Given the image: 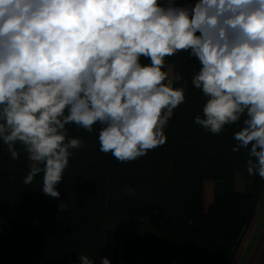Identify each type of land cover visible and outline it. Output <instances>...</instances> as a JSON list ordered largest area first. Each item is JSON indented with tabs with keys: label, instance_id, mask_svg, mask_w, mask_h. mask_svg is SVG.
Wrapping results in <instances>:
<instances>
[{
	"label": "clouds",
	"instance_id": "clouds-1",
	"mask_svg": "<svg viewBox=\"0 0 264 264\" xmlns=\"http://www.w3.org/2000/svg\"><path fill=\"white\" fill-rule=\"evenodd\" d=\"M182 51L199 63L194 123L213 135L240 125L232 151L247 150V174L264 180V0H0V142L12 160L26 156L23 183L39 175L59 199L84 147L71 125L98 124L99 151L121 163L164 145L188 87H174L183 77L166 57ZM78 264L96 261L81 252Z\"/></svg>",
	"mask_w": 264,
	"mask_h": 264
},
{
	"label": "trees",
	"instance_id": "trees-1",
	"mask_svg": "<svg viewBox=\"0 0 264 264\" xmlns=\"http://www.w3.org/2000/svg\"><path fill=\"white\" fill-rule=\"evenodd\" d=\"M166 61L183 77L174 87L188 82L166 143L121 163L99 151L98 124L92 133L69 126V136L81 138L84 147L70 158L59 199L42 192L39 175L25 185L26 156L12 160L0 142V264H78L81 252L96 264L101 257L111 264L232 263L264 180L251 176L245 192L237 189V174L248 159L247 150L232 151L240 125H226L218 135L197 126L205 99L191 79L199 63L183 51ZM125 187L136 194L127 195ZM140 222L146 223L141 231L124 229Z\"/></svg>",
	"mask_w": 264,
	"mask_h": 264
},
{
	"label": "rangeland",
	"instance_id": "rangeland-1",
	"mask_svg": "<svg viewBox=\"0 0 264 264\" xmlns=\"http://www.w3.org/2000/svg\"><path fill=\"white\" fill-rule=\"evenodd\" d=\"M167 70L170 71L171 74H174V66L172 64L168 66ZM250 177L251 176L247 174V167H243L238 172L236 186L240 192L246 191L247 185L250 183ZM41 182L40 185L42 189ZM62 187L64 186H62L61 183L57 185V190L60 193H62L61 190H64L66 188L64 187V189H62ZM145 224V222H140L136 224H125L124 229L131 232L141 231ZM126 241V236L122 237L120 240V255H122V250ZM231 264H264V193L262 195V198L258 202L250 224L242 235L236 255Z\"/></svg>",
	"mask_w": 264,
	"mask_h": 264
}]
</instances>
